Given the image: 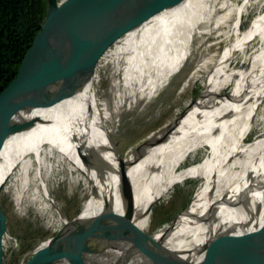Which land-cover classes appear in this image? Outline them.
Returning <instances> with one entry per match:
<instances>
[{"label": "bare ground", "instance_id": "6f19581e", "mask_svg": "<svg viewBox=\"0 0 264 264\" xmlns=\"http://www.w3.org/2000/svg\"><path fill=\"white\" fill-rule=\"evenodd\" d=\"M143 1L110 0L73 37L39 82L17 99L23 104L17 118L30 123L31 129L2 141L0 189L20 158L32 149L38 156L47 144L66 155L93 186L84 211L71 221L63 219L61 230L26 254L25 258L32 259L24 264H116L124 226L130 235L127 249L131 251L141 241L151 206L175 185L196 175L203 179L189 206L169 230L152 235L155 246H169L177 254L192 241L189 252L178 261H162L151 255L141 264H216L207 237L195 236L199 232L215 235L225 257L249 256L264 249V135L245 140L264 102V1L263 9L246 29H242L241 13L250 0L239 6L219 63L206 76L202 98L178 122L160 130L126 160L127 179L135 191L132 197L120 188L124 166L102 121L93 85L95 71L80 73L78 68L106 40L115 42L118 30L134 29L183 0L156 4L151 14H138L152 2L140 5ZM129 19L134 23L126 26ZM237 59L242 63L240 68L233 66ZM44 85L47 87L31 98ZM86 137L104 148L101 162L89 150ZM199 151L206 156L180 169ZM81 155L106 170L91 168ZM42 189L50 198L45 182ZM90 221L95 226L92 223L86 230L82 223Z\"/></svg>", "mask_w": 264, "mask_h": 264}, {"label": "rangeland", "instance_id": "374dc122", "mask_svg": "<svg viewBox=\"0 0 264 264\" xmlns=\"http://www.w3.org/2000/svg\"><path fill=\"white\" fill-rule=\"evenodd\" d=\"M243 1L183 0L134 29H121L111 45L115 44L112 52L96 69L93 85L103 124L125 161L204 91L206 76L219 63ZM263 1L250 0L243 8L242 29L263 9ZM233 66L242 67L240 59ZM263 135L264 102L245 140L253 141ZM85 140L101 162L104 148L87 137ZM46 147L38 156L32 149L20 158L1 184L12 248L7 254L11 245L2 241L0 264H6L8 257L10 264L29 262L32 256L25 258L26 254L60 231L63 219L71 221L77 217L82 202L85 209L92 194L90 178L66 155L48 144ZM205 156L204 151L191 155L180 169ZM202 179L199 175L185 179L153 205L152 235L169 230L191 203ZM42 182L50 198L44 193ZM149 218L150 211L148 221Z\"/></svg>", "mask_w": 264, "mask_h": 264}, {"label": "water", "instance_id": "95a60500", "mask_svg": "<svg viewBox=\"0 0 264 264\" xmlns=\"http://www.w3.org/2000/svg\"><path fill=\"white\" fill-rule=\"evenodd\" d=\"M46 1V14L43 22L40 25V31L36 35L30 48L26 51L22 62L18 68L15 78L11 83L0 93V147L5 137L11 134H17L20 132L28 131L31 129V125L28 122H23L17 118V114L20 111L23 104H18L17 99L31 87H33L39 80L45 75L49 67L64 51L73 37L96 16L102 8H104L110 0H45ZM147 0L140 2V5ZM152 2L145 6V11L141 13L151 14L154 12L156 4H176L177 0H151ZM139 7V6H137ZM126 26H130L134 23L133 19ZM127 22V20H126ZM123 28V27H122ZM121 30H118L115 36H118ZM114 39L106 40L102 46L88 54L79 65L78 72H90L93 73L101 64V61L108 49L113 44ZM47 85L42 86L31 96H37L40 94ZM203 96V92L197 96L196 100L191 103L188 108L176 118L172 124H175L186 113L189 108L200 100ZM112 137V135H111ZM115 145L114 138L112 137ZM117 147V146H116ZM121 161L123 162L124 172L120 174V188L126 194L134 197L135 191L125 171V166L128 167L125 161V155L117 148ZM84 162L95 170H104L106 167L96 163L91 164V159L83 157ZM106 170V169H105ZM110 170V169H109ZM108 170V171H109ZM0 189V242L5 240V243H9L7 247V254L11 252L12 243L11 235L8 232L6 224V213L2 204ZM84 211V202L81 204V211ZM152 211L153 206L150 208V218L147 225L141 230V241L137 247L129 251L127 249L128 241L130 240L129 232L124 226L123 231L120 232V246L118 253V260L116 264H141L144 258L154 255L162 261L171 260L178 261L181 256L186 255L189 252L188 245L192 242L189 241L185 246V249L181 254H177L169 246L162 245L161 247L155 246L152 243ZM130 217V216H129ZM129 217L127 219H129ZM126 219V220H127ZM129 220L126 221L127 224ZM93 222L82 223L86 230H89ZM95 223H93V227ZM92 227V226H91ZM264 228V226H263ZM196 237H207V247L211 252L212 258L216 264H264V249L244 257L231 258L225 257L224 251L219 243L215 239V235L208 233H196ZM193 237L191 240H194ZM97 253V251H95ZM99 253V251H98ZM11 259L8 257L6 264H10Z\"/></svg>", "mask_w": 264, "mask_h": 264}, {"label": "trees", "instance_id": "16d2710c", "mask_svg": "<svg viewBox=\"0 0 264 264\" xmlns=\"http://www.w3.org/2000/svg\"><path fill=\"white\" fill-rule=\"evenodd\" d=\"M45 11L44 0H0V93L15 78Z\"/></svg>", "mask_w": 264, "mask_h": 264}]
</instances>
